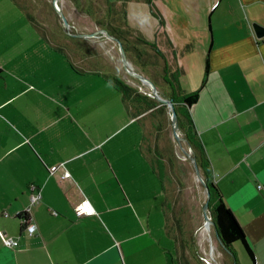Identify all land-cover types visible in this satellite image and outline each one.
I'll return each instance as SVG.
<instances>
[{
	"label": "crops",
	"instance_id": "obj_1",
	"mask_svg": "<svg viewBox=\"0 0 264 264\" xmlns=\"http://www.w3.org/2000/svg\"><path fill=\"white\" fill-rule=\"evenodd\" d=\"M86 1H58L65 29L53 0H0V231L18 240L0 239V264H174L151 123L111 83L114 42L77 37L102 31ZM126 22L174 46L210 178L264 264V0H130ZM61 164L69 180L50 174ZM30 186L32 236L17 216ZM84 200L94 215H76Z\"/></svg>",
	"mask_w": 264,
	"mask_h": 264
},
{
	"label": "trees",
	"instance_id": "obj_2",
	"mask_svg": "<svg viewBox=\"0 0 264 264\" xmlns=\"http://www.w3.org/2000/svg\"><path fill=\"white\" fill-rule=\"evenodd\" d=\"M16 1L25 9V11L27 10V8L22 5L21 0ZM129 1L130 0H117L115 2H109L107 0H87L86 2L88 3V9L92 11L94 15L98 16V23L102 28L101 32L105 34L99 35L111 38L115 44L116 42L114 40L121 44L126 54L127 61L136 66L135 71L137 74L147 78V72L145 69L147 67H154L157 69V64L159 62L161 63L162 66L159 69L160 72L157 73L156 71V74L154 73V75L157 76L155 81L159 83V79L162 81L163 85V90L157 89L158 95L164 100L172 101L173 109L177 115L178 132L181 134V138L187 145L188 150L191 151V156L196 161L201 177L209 188L210 200L208 203V210L216 238L218 239L224 253L231 261V264H235L236 261L235 256L231 251V246L237 242L241 244L249 261L254 264V256L247 243L242 228L231 210L224 203L218 188L210 178L209 166L204 158L201 144L197 138L189 115L188 108L198 101L199 93L196 91L190 94H185L182 91L179 80L182 76L183 70L177 64V52L174 46L162 30L156 34L155 42L150 43L147 42L139 32L128 26L126 22V5ZM30 2L31 9H29V11L32 10V5L35 6L36 3L44 4L43 0H30ZM147 3L151 4V0H147ZM160 25L162 26L161 21ZM207 62L206 59L205 75L208 69ZM147 79L150 80L149 78ZM111 83L122 95L123 100L130 108L133 117L137 118L147 115H156L158 118L159 115H161L164 118H167L168 116L170 121V110L167 106L160 104L149 95L139 94V92L131 88L119 78H111ZM156 122L157 128L154 140H156L159 128L161 127V121L158 119ZM151 155L155 162L154 165L159 171L161 181L165 184L164 178L162 179V177L166 175L164 157L167 158L166 165L172 170L176 166V162H174L175 156L174 154H172V156H164L158 151L157 144L153 146ZM184 161H187V159L184 158ZM181 164L183 165V163ZM165 206L169 208L168 204H165ZM171 264H173V261H171Z\"/></svg>",
	"mask_w": 264,
	"mask_h": 264
},
{
	"label": "rangeland",
	"instance_id": "obj_3",
	"mask_svg": "<svg viewBox=\"0 0 264 264\" xmlns=\"http://www.w3.org/2000/svg\"><path fill=\"white\" fill-rule=\"evenodd\" d=\"M21 1L22 5L26 7L27 10L31 9L30 0ZM58 1L59 0H57L56 3H58ZM43 2L44 4H51V0H43ZM113 49L114 50H110L109 52L107 51L106 54L109 55L111 51H114L113 59H107L112 65H110L109 68H114V76L119 77V79L123 80L141 95L151 94L148 85L141 84L125 73L120 61L118 46L115 44ZM161 66L159 62L156 66L158 67L157 69L154 67H147L145 69L147 72L146 77L153 82L156 90H163L162 81L158 79L159 83H157L155 81L157 76L154 75L156 71L157 73L160 72L159 69ZM130 67L136 72V66L134 64H130ZM155 117L156 115L146 116V119L151 123L149 147L153 150V146L157 144L160 153L164 156H172V154H174V159L176 160H174L176 166L174 169L170 170L166 165L167 158L164 157L166 175H162V179L164 178L165 181L167 195L165 202L169 207L167 208L165 206L164 209L166 216L165 223L167 222L166 231H168L167 234L169 237L168 245L172 244L174 248V264H231V261L224 253L216 238L213 226L210 225L208 230L205 228V221L202 214V206L206 200L205 191L195 177L191 161L184 156L182 149L173 138L172 126L168 116L164 118L159 115L156 119ZM158 119L161 121V127L159 128L156 140H154L157 128L156 121H158ZM178 135L180 138L182 137L179 132ZM182 148L184 151L189 152L184 142L182 143ZM184 158H186L187 161H184ZM153 163H155L154 160ZM181 163H183V165ZM231 251L235 256V264H251L240 243H234L231 246Z\"/></svg>",
	"mask_w": 264,
	"mask_h": 264
},
{
	"label": "water",
	"instance_id": "obj_4",
	"mask_svg": "<svg viewBox=\"0 0 264 264\" xmlns=\"http://www.w3.org/2000/svg\"><path fill=\"white\" fill-rule=\"evenodd\" d=\"M57 0H53L52 4H53V7L55 9V12L59 15V17L61 18V22H62V25L65 29H68V23L65 19V17L63 16V14L59 11L58 7H57V3H56ZM252 28L254 30V33L256 35L257 38H262L264 37V28L258 24H252ZM102 32H96L94 34H90V35H83V34H80V35H77V37L79 38H93L95 36H97L98 34H100ZM108 39L112 40L111 38L107 37ZM114 40V39H113ZM118 46V51H119V57H120V61H121V64H122V67L125 71V73L133 78V79H136L137 81H139L141 84H146L149 86L150 88V92H151V97L153 99H155L157 102H159L160 104H163L165 106H167L170 110V123H171V126H172V133H173V138L175 140V142L177 143V145L182 149V152L184 154V156L186 158H189V160L191 161L192 163V166H193V169H194V173H195V177L196 179L199 181V183L201 184L202 188L204 189L205 191V196H206V200L202 206V214H203V218H204V221H205V224L206 222H209V220L211 218H209V210H208V203H209V200H210V193H209V188L208 186L205 184V182L203 181L202 177H201V174L197 168V164H196V161L195 159L191 156V151L189 150V152H186L183 150L182 148V142H183V139L179 137L178 135V123H177V115L173 109V104H172V101L171 100H164L162 98H160V96L158 95V92L155 88V86L153 85V83L151 81H149L147 78L143 77L142 75L140 74H137L136 72H134L131 67H130V64L129 62L127 61V58H126V54L121 46V44L114 40ZM210 224L212 225L213 223L211 222L210 220ZM218 240V239H217Z\"/></svg>",
	"mask_w": 264,
	"mask_h": 264
},
{
	"label": "built area",
	"instance_id": "obj_5",
	"mask_svg": "<svg viewBox=\"0 0 264 264\" xmlns=\"http://www.w3.org/2000/svg\"><path fill=\"white\" fill-rule=\"evenodd\" d=\"M149 96L151 97V94H149ZM60 169L62 171V174L60 175V179L61 180H69L70 175L65 170L64 165H62V164L58 165V166H52L49 169V172H50V174H54ZM256 190L258 192L264 191V186L261 184H257ZM29 192H30V194H29V206L27 208H25L22 212L18 213L17 216L23 222L24 230L27 232V234L29 236H32L34 234V232L36 231V225L34 224V222L31 219L30 207L39 203V201L41 200V193L39 190H36V188L33 186L29 187ZM75 213L77 216H81V215L91 216V215L95 214L94 210L91 208L89 203L85 200L82 201L79 205H77L75 207ZM0 239H1L3 246H5L7 248L13 249V248L17 247V245H18L17 239L12 238V237H8L5 233H3L1 231H0Z\"/></svg>",
	"mask_w": 264,
	"mask_h": 264
},
{
	"label": "bare ground",
	"instance_id": "obj_6",
	"mask_svg": "<svg viewBox=\"0 0 264 264\" xmlns=\"http://www.w3.org/2000/svg\"><path fill=\"white\" fill-rule=\"evenodd\" d=\"M210 218V217H209ZM211 220V219H210ZM210 220H209V222H206V224H205V228H206V230H208L209 229V227H210Z\"/></svg>",
	"mask_w": 264,
	"mask_h": 264
}]
</instances>
